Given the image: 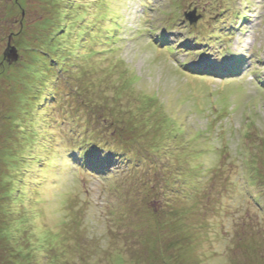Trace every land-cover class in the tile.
<instances>
[{"label": "rangeland", "instance_id": "rangeland-1", "mask_svg": "<svg viewBox=\"0 0 264 264\" xmlns=\"http://www.w3.org/2000/svg\"><path fill=\"white\" fill-rule=\"evenodd\" d=\"M255 68L264 0H0V264H264Z\"/></svg>", "mask_w": 264, "mask_h": 264}, {"label": "trees", "instance_id": "trees-1", "mask_svg": "<svg viewBox=\"0 0 264 264\" xmlns=\"http://www.w3.org/2000/svg\"><path fill=\"white\" fill-rule=\"evenodd\" d=\"M95 135H96V134H95ZM101 139H102V138H101ZM101 141H103V143L106 142V140H104V139L101 140ZM107 148H108V147H107ZM91 158H92V157H90V156H86L85 153H82V152H81V153H80V156H79V159H80V161H82V164H81L80 166L83 167V168L89 167L88 164H89L90 162H94L93 160H91ZM112 160H113V159L107 158V163H108V164H109V163L112 164V163H113ZM95 165H96L97 167H101V165L103 166V164H100V165H99V164H95ZM202 190H203V186L200 185V189H199V191L202 192Z\"/></svg>", "mask_w": 264, "mask_h": 264}, {"label": "water", "instance_id": "water-1", "mask_svg": "<svg viewBox=\"0 0 264 264\" xmlns=\"http://www.w3.org/2000/svg\"><path fill=\"white\" fill-rule=\"evenodd\" d=\"M191 21H192V22H195L194 20H192V18H191ZM13 54H14V53H13Z\"/></svg>", "mask_w": 264, "mask_h": 264}]
</instances>
